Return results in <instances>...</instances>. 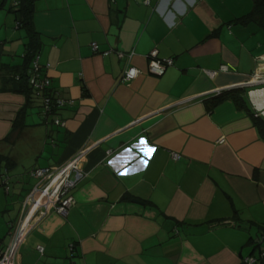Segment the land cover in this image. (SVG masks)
Wrapping results in <instances>:
<instances>
[{
  "label": "crops",
  "instance_id": "0c3cea01",
  "mask_svg": "<svg viewBox=\"0 0 264 264\" xmlns=\"http://www.w3.org/2000/svg\"><path fill=\"white\" fill-rule=\"evenodd\" d=\"M15 1L0 9L4 246L38 182L33 169L81 156L83 171L67 215L51 207L33 215L39 199L31 196L20 227L35 223L15 263L259 260L264 127L256 117L264 120V83H243L264 71V19L240 20L255 0H34L37 53L49 64L41 74L51 79L47 93L65 101L52 114L18 86L30 63ZM153 49L173 59L160 76L148 72ZM129 65L142 71L131 82L123 80ZM233 87L244 89L249 110L231 99L211 107Z\"/></svg>",
  "mask_w": 264,
  "mask_h": 264
},
{
  "label": "built area",
  "instance_id": "2783aa9c",
  "mask_svg": "<svg viewBox=\"0 0 264 264\" xmlns=\"http://www.w3.org/2000/svg\"><path fill=\"white\" fill-rule=\"evenodd\" d=\"M18 1H15L17 3ZM93 48L95 50L98 49L96 43H93ZM109 52H105L104 54H108ZM119 57L123 56V53H118ZM131 56V55H130ZM148 59V72L154 75H163L166 71V68L169 65L173 64V60L171 58H160L158 55V50L153 49L147 56ZM47 65H42L40 61V55L36 54L34 59L32 60V69L29 74V84L36 91V93L43 94L44 96V109L45 113L47 110H50L53 105L62 106L64 102L59 97L52 96L47 93L49 86L51 85L50 77L46 75H42L41 71L43 67H48ZM223 69H227V66H222ZM142 71L134 66L129 65L126 67L123 73V80L131 82L134 80ZM260 83H264V71H256L251 78L244 82L245 85H257ZM58 122V121H57ZM220 143L225 142L224 138L219 140ZM172 158L174 160H179L181 155L177 152H172ZM81 156H76L73 160H71L68 164L63 166H53V167H42L35 168L32 170V174L38 178L37 184L34 186L33 190L27 197L26 207L22 214L20 221L13 233L11 241L7 246H4L1 238H0V264H16L20 246L25 240V236L28 231L23 235L21 241L16 242L15 237L19 232L20 226L24 217L26 216L28 210L31 207V196L34 194L43 195V201H36V208L33 211V215H37L42 210H47L49 207L55 209L57 212L63 215H67L69 210L74 205V195L72 194V190L75 188L79 180L83 177V171L80 167ZM41 210V211H40ZM39 211V212H37ZM264 242V235L258 239V244L261 246ZM39 250L43 251V247L39 246ZM247 262L249 264H254L261 260V264H264V250H261L260 259L256 257H247Z\"/></svg>",
  "mask_w": 264,
  "mask_h": 264
},
{
  "label": "trees",
  "instance_id": "16d2710c",
  "mask_svg": "<svg viewBox=\"0 0 264 264\" xmlns=\"http://www.w3.org/2000/svg\"><path fill=\"white\" fill-rule=\"evenodd\" d=\"M17 1L18 2L15 3L16 8L12 7L10 10L15 13L18 24L21 25L23 28H25L28 33L29 42L27 43L28 51L26 55V61L27 64L30 63L28 72L23 71L17 76L18 79L17 81L19 82L18 86H20L19 89L22 91H29L32 93L33 92L36 93V91L33 90L31 85L29 84V74H30V70L32 69V60L34 59L35 55L38 54L37 51L41 44V42L39 41L40 36L36 31V29L34 28L32 22V14L34 12V0H17ZM5 3L6 0H0V9L4 7ZM252 19L258 20L260 22L263 21L262 19H264V0H255L254 11L251 14L240 18L241 22H249ZM262 24L264 25V22H262ZM36 94L37 96H40L42 97V99H44L43 95L45 93L43 94L36 93ZM227 99L233 100L239 108L249 110L245 100L244 89L240 87H233L231 89L224 90L219 94L214 95L210 100V105L212 108H214ZM43 107H44V101H43ZM55 108L56 106L53 105L50 110H47L46 114H52ZM256 122L261 127L262 126L264 127V120L260 116L256 117ZM3 157L5 156H3V154L0 153V165H1V160H3Z\"/></svg>",
  "mask_w": 264,
  "mask_h": 264
},
{
  "label": "bare ground",
  "instance_id": "6f19581e",
  "mask_svg": "<svg viewBox=\"0 0 264 264\" xmlns=\"http://www.w3.org/2000/svg\"><path fill=\"white\" fill-rule=\"evenodd\" d=\"M36 197L40 200V201H43V198L44 196L43 195H40V194H35ZM42 213H44V210H42L37 216L40 217V215H42ZM35 223V220L29 225H25V226H22L20 227V233H18L15 237V241L16 242H19L22 240L23 238V235L29 230V228H31V226Z\"/></svg>",
  "mask_w": 264,
  "mask_h": 264
},
{
  "label": "snow or ice",
  "instance_id": "6c2138e0",
  "mask_svg": "<svg viewBox=\"0 0 264 264\" xmlns=\"http://www.w3.org/2000/svg\"><path fill=\"white\" fill-rule=\"evenodd\" d=\"M146 163V162H145Z\"/></svg>",
  "mask_w": 264,
  "mask_h": 264
}]
</instances>
